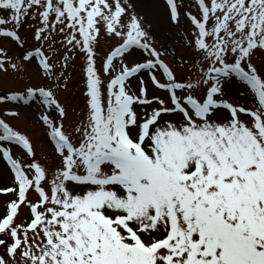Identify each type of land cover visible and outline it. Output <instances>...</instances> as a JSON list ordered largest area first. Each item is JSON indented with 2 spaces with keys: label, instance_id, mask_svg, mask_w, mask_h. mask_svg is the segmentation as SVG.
<instances>
[{
  "label": "snow or ice",
  "instance_id": "1",
  "mask_svg": "<svg viewBox=\"0 0 264 264\" xmlns=\"http://www.w3.org/2000/svg\"><path fill=\"white\" fill-rule=\"evenodd\" d=\"M164 7L189 50L172 62L135 0H0V40L51 81L0 94V106L38 99L57 158L41 163L9 122L19 112L0 111V160L12 174L0 187L10 196L0 264H264V67L253 61L264 54V0ZM102 38L116 41L106 82ZM77 57L85 114L68 129L57 91ZM9 67L19 65L0 46V72ZM231 87L251 103L226 99Z\"/></svg>",
  "mask_w": 264,
  "mask_h": 264
},
{
  "label": "rangeland",
  "instance_id": "2",
  "mask_svg": "<svg viewBox=\"0 0 264 264\" xmlns=\"http://www.w3.org/2000/svg\"><path fill=\"white\" fill-rule=\"evenodd\" d=\"M136 10L145 19L146 26L150 25L149 31L154 37L155 46L157 48H164L169 50V55L165 59L172 62L174 57L179 58L181 55H188L189 50L185 48V41L181 39L186 36L184 28L179 30L170 25L167 17V12L164 7V0H135ZM185 7L181 8L184 11L187 6L191 4V0H182ZM185 27L187 21H184ZM21 35L26 36V48L31 49L35 46V41L31 38L30 30H21ZM115 40L102 38L97 46V68L100 71L102 79L106 82L108 77L104 76L102 71V60L107 51L114 46ZM0 46L8 50V55L12 57L13 62L19 65L17 70L8 68L7 73L0 72V94L8 91H24L30 86H43L50 84L51 81L43 76V72L37 67L35 62H23L21 59L24 49H18L16 46L8 41L0 40ZM59 48V46H58ZM63 49L59 48V53ZM52 56V53H48ZM62 59V57H61ZM253 61L258 68L264 67V54L257 53L253 57ZM68 76V88L57 91L58 98L68 110V118L65 121V127L70 129L71 126L84 118L86 98L83 95L84 90V74H83V61L77 57L71 63L66 71ZM235 91L226 90L225 98L230 102L239 104H250V96H242L241 89L236 87ZM15 110L19 112L17 118H12L9 122L22 133H25L33 143L36 158L43 164L52 166L57 158L54 155V145L51 143L50 138L47 136V130L39 121L38 117L43 110L40 102L37 99L31 102L30 105H18L15 102H9L7 105L0 106V111ZM14 147V146H13ZM18 150L14 151V155L20 156L22 159H30L24 155L23 150L15 146ZM14 147V148H15ZM4 165V161L0 160ZM5 166V165H4ZM6 167V166H5ZM30 198H35V193H32ZM10 199V196L0 195V212L4 210L5 202ZM25 210L21 211V218L24 216ZM3 249H0V254Z\"/></svg>",
  "mask_w": 264,
  "mask_h": 264
},
{
  "label": "bare ground",
  "instance_id": "3",
  "mask_svg": "<svg viewBox=\"0 0 264 264\" xmlns=\"http://www.w3.org/2000/svg\"><path fill=\"white\" fill-rule=\"evenodd\" d=\"M234 88L236 89V87H231L228 90L235 91ZM4 165L0 162V187L5 185L11 186L12 184V174L10 173L8 167L6 165L5 167Z\"/></svg>",
  "mask_w": 264,
  "mask_h": 264
}]
</instances>
